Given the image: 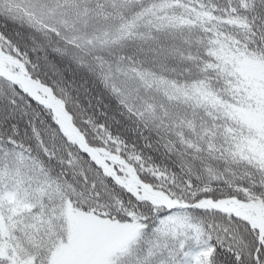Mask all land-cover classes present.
Wrapping results in <instances>:
<instances>
[{
	"label": "snow or ice",
	"instance_id": "obj_1",
	"mask_svg": "<svg viewBox=\"0 0 264 264\" xmlns=\"http://www.w3.org/2000/svg\"><path fill=\"white\" fill-rule=\"evenodd\" d=\"M0 264H264V0H0Z\"/></svg>",
	"mask_w": 264,
	"mask_h": 264
}]
</instances>
